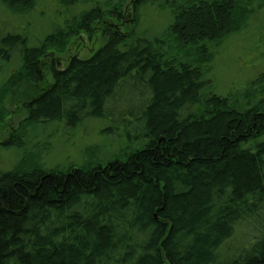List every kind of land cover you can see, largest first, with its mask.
<instances>
[{
	"label": "trees",
	"instance_id": "obj_1",
	"mask_svg": "<svg viewBox=\"0 0 264 264\" xmlns=\"http://www.w3.org/2000/svg\"><path fill=\"white\" fill-rule=\"evenodd\" d=\"M262 23L264 0H0V92L34 94L0 149L41 126H124L106 159L0 166V264H264V93L239 107L206 79ZM96 24L90 57L45 67Z\"/></svg>",
	"mask_w": 264,
	"mask_h": 264
},
{
	"label": "rangeland",
	"instance_id": "obj_2",
	"mask_svg": "<svg viewBox=\"0 0 264 264\" xmlns=\"http://www.w3.org/2000/svg\"><path fill=\"white\" fill-rule=\"evenodd\" d=\"M123 14H125V19L123 22L122 20L117 22V25L120 26V30L125 31L123 26L130 29L131 8H128ZM156 19L161 22L162 16H157ZM101 26V24H96L90 34L82 31L71 37L63 52H49L51 56L42 58L45 67L50 63L51 59L58 63L59 68H64L70 57H90L102 43ZM262 27H264L263 23ZM262 37L264 39V35ZM234 40L226 44L225 47L229 48L222 49L221 53L216 54L215 62L206 79L209 80L214 93L230 95L234 102L238 103L239 107L248 108L259 98H262L261 93H264L259 92L260 89L264 88V42H257L255 39L251 40L245 37L240 42L236 41L232 44ZM249 41H252V46L249 45ZM53 50L55 51L56 49H51L50 51ZM45 74L48 77L47 81L50 82L51 79L47 73V68H45ZM33 95L32 87L27 84H20L18 87L13 86L12 88L6 87L4 91L0 92V143L10 138L17 127L19 133L24 134L22 130L25 113L23 105ZM54 129L53 125L47 128L41 126L36 132L31 133L27 137L25 145L19 149L1 148L0 166L3 169L12 168L16 162L24 159V155H27L33 149L35 152L29 155L32 157L27 156L26 158L37 160V157H39L40 160L50 161L51 164L58 163L63 165L69 162L79 164L83 160L106 159L112 157L122 142L118 137L113 138L112 142H110L109 137L105 134L106 131L111 129L112 131L116 130L123 133L124 126L117 127L114 121L109 123L108 120L106 123L99 120L90 121L82 123L74 130L61 128V131L52 133L45 139L47 134L54 132ZM121 133L118 135L122 137ZM36 141H40L39 148L41 153L36 151L38 147L35 148ZM46 154L47 156H45ZM261 226L258 223L253 227L252 236L255 237L260 234L259 229ZM248 242H251V240Z\"/></svg>",
	"mask_w": 264,
	"mask_h": 264
}]
</instances>
